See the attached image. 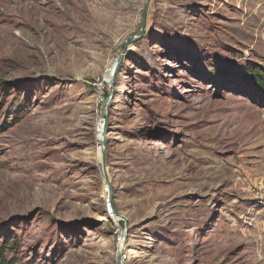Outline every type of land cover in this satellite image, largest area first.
Returning <instances> with one entry per match:
<instances>
[{
	"label": "rangeland",
	"instance_id": "374dc122",
	"mask_svg": "<svg viewBox=\"0 0 264 264\" xmlns=\"http://www.w3.org/2000/svg\"><path fill=\"white\" fill-rule=\"evenodd\" d=\"M146 1L0 0L15 264H264V0Z\"/></svg>",
	"mask_w": 264,
	"mask_h": 264
},
{
	"label": "bare ground",
	"instance_id": "6f19581e",
	"mask_svg": "<svg viewBox=\"0 0 264 264\" xmlns=\"http://www.w3.org/2000/svg\"><path fill=\"white\" fill-rule=\"evenodd\" d=\"M43 7H44V3L43 4H41ZM41 11H43L44 9L43 8H41L40 9ZM35 12H36V9L35 8H33L30 12H29V14H28V24L31 26H35L36 25V21H37V19L35 18ZM7 15H9V17H8V20L10 21V22H16V15H14V10H12V11H7V13H6ZM13 18H15V19H13ZM15 36L16 37H18L21 41H23V40H25L24 38V36H22L21 34H19V33H15ZM19 39H17V38H15L14 36H12L11 35V29H9V30H7L5 27H1L0 28V47L1 46H3L4 48H6L7 46H10L11 47V45L10 44H13L14 43V41L16 42V43H18V41H19ZM29 39V38H28ZM26 42V41H25ZM108 67H110V68H115L116 67V63L114 62V63H110L109 65H108ZM113 77H112V74H111V80H113L112 79ZM103 83H104V81H103ZM104 128H105V126L104 125H100L99 126V128H98V130H97V134H98V139L99 140H101L102 139V137H103V131H104Z\"/></svg>",
	"mask_w": 264,
	"mask_h": 264
},
{
	"label": "trees",
	"instance_id": "16d2710c",
	"mask_svg": "<svg viewBox=\"0 0 264 264\" xmlns=\"http://www.w3.org/2000/svg\"><path fill=\"white\" fill-rule=\"evenodd\" d=\"M250 78L254 86L264 93V75L259 72H253L250 73ZM10 243V240L4 239L0 245V264H15L14 260L10 258L9 255L13 249V246Z\"/></svg>",
	"mask_w": 264,
	"mask_h": 264
},
{
	"label": "water",
	"instance_id": "95a60500",
	"mask_svg": "<svg viewBox=\"0 0 264 264\" xmlns=\"http://www.w3.org/2000/svg\"><path fill=\"white\" fill-rule=\"evenodd\" d=\"M150 2H151V0H147V1H146L147 6H146V10H145V17H144V20H143L142 28H141L140 30H138V31L135 33V35L132 36V37L129 39L128 43L134 42V41L137 40V39H141V38L144 36L145 30H146V14H147V8H148ZM118 70H119V65H116V67L114 68V71H113V73H112V77H113V78H112V79H113L112 82H113V83H114V80H115V75L118 73ZM113 83H112V84H113ZM111 98H112V96H111ZM111 98H110V100H111ZM110 100L108 101L106 107L109 106ZM104 132H105V130L103 131V133H104ZM104 156H105V154H104Z\"/></svg>",
	"mask_w": 264,
	"mask_h": 264
}]
</instances>
